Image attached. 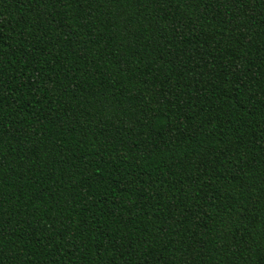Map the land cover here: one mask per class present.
<instances>
[{"label":"trees","instance_id":"trees-1","mask_svg":"<svg viewBox=\"0 0 264 264\" xmlns=\"http://www.w3.org/2000/svg\"><path fill=\"white\" fill-rule=\"evenodd\" d=\"M0 264H264V0H0Z\"/></svg>","mask_w":264,"mask_h":264}]
</instances>
